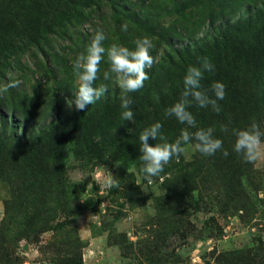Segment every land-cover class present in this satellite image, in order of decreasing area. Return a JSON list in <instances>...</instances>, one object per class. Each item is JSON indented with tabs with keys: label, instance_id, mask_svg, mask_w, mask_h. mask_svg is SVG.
<instances>
[{
	"label": "trees",
	"instance_id": "obj_1",
	"mask_svg": "<svg viewBox=\"0 0 264 264\" xmlns=\"http://www.w3.org/2000/svg\"><path fill=\"white\" fill-rule=\"evenodd\" d=\"M216 4L218 13H222L229 0H0V85L10 80L22 81L19 88L0 96V184L9 191V197L3 200L4 215L0 221V264H23L18 255L19 244L48 232L53 234L45 248L50 246L58 254L56 264H83L80 239L69 226L74 220L70 215L79 207L74 204H79L78 196H84V189L78 190L68 181L69 160L79 159L93 168L110 159L119 166L113 170L119 179L128 176L126 169L131 166L140 172L143 162L139 136L146 127L160 122L168 142H174L186 127L165 112L181 99L187 68L199 66L202 57L214 65V71L204 73L203 89L221 82L226 95L217 101L219 113L193 101L188 111L197 127L189 131L212 128L215 138L222 140L223 149L212 156L195 150L191 160L184 161L180 155L165 165L164 170L171 173L165 179L162 196L168 210L165 208L160 216L168 218L167 226L153 239L138 240L137 255L144 264L179 263V256L163 252L167 246L162 245L166 237L174 235L182 244L187 243L194 231L185 216L190 211L216 212L226 217L240 211L239 215H243L246 205L251 207L249 212L258 205L264 206L255 198L261 174L233 150L232 135V129H245L253 122L262 130L264 57L250 58L249 52L261 47L260 53H264V40L260 38L264 10L237 18L234 24L218 30L207 29L198 38L201 24H213ZM92 17L98 19V24L90 25L92 32L103 28L108 36L105 47L117 43L134 50V41L146 36L155 44L153 57L160 53L153 66L146 69L149 79L144 86L128 93L134 112L132 122L121 119V89L115 80L103 79L108 67L106 57L95 82L97 87H107L100 99L84 111L76 110L73 104V110L64 117L57 106L58 91L74 101L77 78L69 59L56 62L41 46L56 40L73 41L74 30ZM125 23L128 30L123 32L120 26ZM92 32L78 33L77 54L88 46ZM32 48L46 58L43 69L48 84L41 89L26 86L20 75H8L11 58L32 56ZM209 95L215 98L210 91ZM222 126L229 131H222ZM159 142L148 141L151 146ZM223 151L228 155H223ZM135 189L138 190L136 186ZM260 217L264 221L263 210ZM202 225L199 240L220 232L213 216ZM215 260L217 264H264V241L259 238L254 247L222 253Z\"/></svg>",
	"mask_w": 264,
	"mask_h": 264
},
{
	"label": "rangeland",
	"instance_id": "obj_2",
	"mask_svg": "<svg viewBox=\"0 0 264 264\" xmlns=\"http://www.w3.org/2000/svg\"><path fill=\"white\" fill-rule=\"evenodd\" d=\"M217 9L216 4L211 26L200 25L199 33L196 35L198 38L207 32V29L218 30L229 23L234 24L238 21L237 18H247L250 15H256L257 11L262 12L264 0H229V5L222 13H218ZM92 23L98 24V19L92 17V20L86 21L76 28L75 35L72 36L73 41L56 40L51 41V45L43 43L44 45L41 47L49 51L50 57L55 58L56 62L63 63L64 60L69 59L72 63L79 54L76 53V46L79 43L78 33L81 31L92 32L90 26ZM261 32L260 38L264 40V26ZM196 36L195 38H197ZM260 48L250 49V58L252 55L253 58L264 57V53H260ZM37 51L35 48L31 49L30 53L33 57L23 54L20 59L11 58L12 67L8 75L16 77L20 75L26 86L30 88L36 86L33 88L41 89L48 84L43 69L46 58L42 57V52ZM159 57L160 53H157L154 57L155 62ZM76 82L78 83L77 80ZM58 92L60 97L57 99V106L63 112L64 117L73 110L72 106L69 107V102L72 100L67 93ZM53 105L56 106L55 102ZM50 120L51 118L43 124ZM261 127L264 131V122ZM184 148L185 151L181 154V158L184 161H189L192 159L195 149L192 144H188ZM74 159L71 157L68 162L66 176L69 182L78 187V190L83 191L84 189V196L79 195L78 198H81L79 204H74L79 207L70 215V219L74 218V220L69 227L72 228L73 235L80 239L82 263L144 264L137 255L139 248L136 246V242L146 237L153 239L160 229L166 228L168 218H162L160 215L165 208H168V204L163 202L162 196L164 195L165 179L170 178L171 173L165 169L159 177H153V182L149 183L141 171L139 172L131 166L126 169L128 176L116 178L120 188L116 189V192H110L113 191L110 190L105 194L106 190L99 181L98 174L103 173L105 169L113 174L117 164L107 159L104 164L91 168V166L80 162L79 159ZM75 170L88 175L83 179V182L77 183V185L74 184L73 179ZM254 171L261 174L258 176L261 182L255 198L264 202V161L255 163ZM135 186L138 190L135 189ZM8 197V187L0 184V221L4 215L3 200ZM246 208L247 211H244L243 215H239L242 213L240 211L239 214L226 217H220L216 212L194 214L190 211L191 214L185 216L186 220L191 221L194 225V231L187 243L182 244L183 242L174 238V235L166 237L165 244L162 245L163 247L167 246V248H163V252L177 254L180 258L179 263L169 264H217L215 256L254 247L259 238L264 241V221L260 217L264 206L258 205L254 212H249L250 205H246ZM210 216H213L218 222L220 232L215 237L199 240L203 221ZM52 234V232L43 233L38 238L28 242L22 241L19 244L18 255L21 256L23 264H56L55 260L58 254H55L50 246L45 248L50 244Z\"/></svg>",
	"mask_w": 264,
	"mask_h": 264
},
{
	"label": "clouds",
	"instance_id": "obj_3",
	"mask_svg": "<svg viewBox=\"0 0 264 264\" xmlns=\"http://www.w3.org/2000/svg\"><path fill=\"white\" fill-rule=\"evenodd\" d=\"M120 29L126 32L128 25L121 24ZM107 39L108 36L103 28L95 29L88 46L73 60L72 69L78 81V88L74 101L69 102V107L74 104L76 110L84 111L88 105H92L107 91L105 85L95 86V82L99 78L98 74L101 72V63L105 61L106 57L108 67L103 71V79L106 81L115 80L121 89L119 97L120 107L123 110L121 119L132 122L134 112L131 109L132 99L128 93L139 91L144 86V82L149 79L146 69L151 68L155 63L151 54L154 44L150 38L145 36L136 39L134 50H130L117 43L105 47L104 43ZM211 71H214V65L207 57L200 59L199 66L187 68L183 77L181 99L165 112L166 116H174L178 122L186 125L174 142H168L160 122L151 124L140 133V159L143 162L140 171L149 183L153 182V177L160 176L165 165L169 164L174 157L179 158L185 151L182 145L194 141V149L205 156L215 155L223 149L222 140L215 138L212 128L189 131V129L197 127L195 118L188 111L193 101L201 108L211 106L212 110L217 113L221 110L217 101L225 98V85L221 82H213L210 89L204 90L201 84L204 73ZM21 84L22 81L18 79L5 82L0 85V96L9 89L19 88ZM209 91L215 98L209 95ZM221 130L229 131L226 126H222ZM232 135L235 137L233 150L246 163L255 164L264 161V131L256 122L251 123L245 129H232ZM149 139L160 142L151 146L148 143ZM223 155L227 156L228 152L223 151ZM87 176L79 170H75L73 173L74 184L83 182ZM98 179L106 190L105 194L107 191L120 188L119 181L106 169L103 173L98 174Z\"/></svg>",
	"mask_w": 264,
	"mask_h": 264
}]
</instances>
